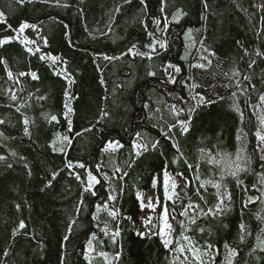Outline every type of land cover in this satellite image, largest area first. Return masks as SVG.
<instances>
[{"label":"trees","instance_id":"16d2710c","mask_svg":"<svg viewBox=\"0 0 264 264\" xmlns=\"http://www.w3.org/2000/svg\"><path fill=\"white\" fill-rule=\"evenodd\" d=\"M204 2L165 0L161 12L162 0H145L146 10L140 0H59L60 6L56 0H0V11L7 17V24L0 23V40L12 38L0 46V61H6L0 63V119L5 121L0 124V156L6 157L0 161V264H89L86 255L92 257L91 264H105L97 255L101 251L109 253V259L120 253L114 264H173L174 258L176 264H187L179 252L166 249L155 232L141 235L139 196L155 190L157 210L168 205L170 222L179 233L177 221L185 220L187 225V219L179 215L180 207L192 202L206 210L217 203L216 189L207 185L205 192L200 188L206 180L220 182L221 195H231V201L225 199L230 211L198 219L186 235L219 248L215 264H221L227 254L225 242L240 252L235 264H264V251L252 250L255 236L264 227L256 219L258 215L264 217V185L260 183L264 160L255 135L261 127L252 108L264 96V7L260 0H207V8ZM178 8L187 15L177 24L172 16ZM165 17L167 28L161 31L164 23L157 27L153 18L164 21ZM24 22L36 26L25 29L22 35L35 41L30 45L34 52L39 47L40 52L29 53L15 39ZM189 29L193 30L192 39H186ZM152 32L156 40L167 41V50L157 45L151 59L123 55L133 45L139 52H151L146 45L153 43ZM44 38L47 45L41 41ZM201 47L215 55L209 66L196 70L195 56ZM257 51L262 55H256ZM41 54L66 61L70 79L75 82L69 85L64 79L60 61L52 65L48 59H39ZM105 55L121 58L104 60ZM252 61L255 63L249 67ZM169 64L180 71L167 68ZM8 71L36 72L39 79L32 80L29 75L14 83L8 79ZM175 72V84L165 80ZM245 76L250 79L245 80ZM66 89L76 97L71 101L72 132H67L63 116ZM13 93L16 101L11 99ZM197 94L211 103L195 107L189 115L188 109L198 103L192 99ZM41 96L47 98L37 99ZM173 105L184 111L176 115L171 110ZM150 107H155L157 114H152ZM102 111L109 115L102 119ZM50 115H56L59 123L46 119ZM24 116L32 121L28 126L30 138L24 133ZM181 120L191 121L187 134H182ZM173 124L176 127L170 129ZM56 133L73 137L65 154L52 150ZM108 141H119L123 147L104 152ZM156 141L159 144L152 148ZM134 143L147 144L148 150L141 149L137 156ZM173 145H178L179 152ZM200 149L233 158L244 149L242 166L248 171L221 180L219 168L202 158ZM68 161L93 168L101 180L95 186L97 195L84 192L75 173L86 180L85 170L67 168ZM101 164L95 172V166ZM115 167L128 175L123 180L115 178ZM165 170L171 175L183 172L191 181L187 189L184 181L179 183L178 204L164 196ZM54 172L59 173L55 179ZM112 194L117 197L115 201L108 199ZM249 196L254 199L249 200ZM109 201V210L119 213L115 219L103 209L96 212L97 204ZM21 221L26 225L23 229L19 228ZM241 223L252 232L243 244L239 239ZM198 227L205 232L199 233ZM104 228L118 230L120 235L113 242V233L101 231ZM92 233L99 239L92 241L95 252L89 253L87 241Z\"/></svg>","mask_w":264,"mask_h":264},{"label":"snow or ice","instance_id":"6c2138e0","mask_svg":"<svg viewBox=\"0 0 264 264\" xmlns=\"http://www.w3.org/2000/svg\"><path fill=\"white\" fill-rule=\"evenodd\" d=\"M17 2L22 3L23 0H17ZM45 3L49 2V0H44ZM131 0H125V3H130ZM141 4L144 6L145 10L147 8V5L145 3V0H140ZM57 6L59 5V0H56ZM64 7H67L68 5H63ZM204 7L207 8L208 4H207V0H205L204 2ZM165 8V0H162L161 3V8L160 11L163 12ZM116 11H119V8L116 9ZM187 13L183 11V9L178 8L176 10V12L173 14L172 16V21H174L175 23H179L180 20L186 16ZM153 22L157 25V27H159V25L161 23H164L165 28L161 29V31H165L167 28V17H165L164 21H161L159 19L153 18ZM0 23H4L7 24V17L6 14L3 11H0ZM8 27L10 28L11 25H8ZM146 27V24H145ZM28 28H32L35 29L36 26L35 25H31L27 22L22 23L19 26V29L17 30L18 34L15 37V39L19 40L21 44H23L26 47V50L29 53L35 54V52H40V48L37 47L35 49V52L33 50V48L28 47V45L30 44H34L35 41L28 39L27 37H24L23 39L21 38L22 33H24L25 29ZM192 29H189L187 34H186V39H192ZM150 36L153 37V43H150L148 45H146L147 48L151 49V52H139L138 50H136V45H133L131 48L128 49V51L126 53H124L123 55H139L141 57H147L148 59L152 58L151 53L156 51V46L159 45V47L161 49H165L167 50V41H160V40H156L155 39V32L149 33ZM12 38H6L3 40H0V46H3L4 44L10 43ZM44 44L47 45V40L46 38H44ZM205 51H208L207 49H205ZM210 55H215L214 52L210 53ZM256 55H262L259 51L256 52ZM121 57H108V56H104L103 59L104 60H116V59H120ZM39 59L41 60H45L48 59L51 61L52 65H56L58 61H60V57L55 56V55H51V54H41L39 56ZM201 59L207 60L206 56H201ZM0 63H5L6 61H0ZM61 65L63 66V73H65L66 75H64V79L67 80L69 82V85H71L72 83H74V79H70L71 77V73H68L67 71V66H66V61H60ZM208 63L211 64V60H208ZM255 61H252L249 64V67H252V64H254ZM200 68H204L205 65L204 64H199L197 65ZM167 68H173L176 72H179L180 69L178 67H176L175 65L169 64L167 66ZM167 68L165 69V71H167ZM62 73L57 72L56 75H61ZM239 73H234V75H238ZM31 77L32 80H38L39 76L37 75L36 72H31V73H19V75L17 76L16 80L14 81V83H20V78L24 77V76H29ZM150 76H155L156 73L155 72H149ZM7 76L9 80L13 79V74L11 71L7 72ZM245 80H249L250 78L248 76L244 77ZM170 83L175 84L176 80L175 78H171ZM101 83H104L103 80H101ZM237 86L239 87V84H237ZM193 87H198V85H193ZM252 87L254 88L255 86L252 85ZM9 91H11V89H9ZM243 91V90H242ZM235 93H233V97H235ZM47 97L41 96V97H37V99L39 100H44ZM11 99L13 101L17 100V96L13 93L11 96ZM76 99V97H73L70 92L66 89L65 91V103H64V108H65V112L63 114L64 119L67 122V132H72V119H71V115L74 114V108L71 106V101ZM107 99V98H106ZM193 100H198V103L196 105H194L193 107H190L188 109L189 115L192 114V112L195 110V107H198L199 105L205 104V103H211V101H206L204 97L199 96V94H197L196 96L192 97ZM222 99V97H221ZM262 102H264V96H261L259 98ZM145 108L148 107L147 104L144 105ZM234 108L235 110L241 115V117H243V113L241 112L238 104H234ZM172 112H174L176 115H179V112L184 111V109H179L177 110L176 106L173 105L171 108ZM17 112L20 111V107H17L16 109ZM23 115V114H22ZM109 115V113L107 111H102L101 112V118L103 119L104 117H107ZM46 119H49L50 122H56L57 124L59 123V118L56 115H50L49 117H46ZM260 124L264 125V116H260L258 117ZM5 121L0 119V124H4ZM32 123V121L29 120V118L27 116L23 117V124H24V133L26 136H29V138L31 137V133L29 131V124ZM191 121L190 120H181L179 121V125L182 131V134H187L188 131L190 130L189 126H190ZM176 127L175 124L170 125V129ZM85 131H91V129H85ZM76 135H81V133H76ZM165 136H167V133H164ZM255 135L257 136V138L261 141L264 142V128L262 129H258L255 133ZM0 136H3V133L0 132ZM56 139H54L52 141V150L53 152H59L61 154H65L67 148H70L72 143H73V137L69 136V135H62L60 133H56L55 134ZM136 136L139 137L140 134L136 133ZM171 139V137H169ZM237 139H239V137H237ZM59 142L60 146L57 147V143ZM159 144V141H156L152 144V148H155L157 145ZM174 147L177 148V151L179 152V147L178 145H173ZM123 144H121L119 141H108L106 147L103 149L104 152H115L117 151L119 148H122ZM134 149H136V155L139 156L142 154V152L140 151L141 149L143 151H147L148 150V145L147 144H138V143H134L133 144ZM244 149H239L236 154L235 157L233 158L231 156V154H227V153H219L217 152L216 155H212L209 151L205 150V149H200L201 152V156L202 158H206L207 162L209 164H213L216 167L219 168L220 170V179L223 180L225 178L226 175H230L232 177H238L239 174L241 172H247L248 169L246 167L242 166V163L244 161V156L242 155ZM261 152H264V147L260 148ZM13 156L16 155V153H12ZM181 155H183L181 153ZM6 157L4 156H0V161L5 160ZM261 159L264 160V155L261 156ZM185 163H187V161H185ZM103 165H97L95 166V172H99L100 168ZM8 167H11V165H8ZM66 167L67 168H81L85 170V174H86V180L82 179L80 174L77 172L75 173V178L81 182L82 185H84V192H89L91 195L95 196L97 195V192L95 191V186L101 183V180L98 178V176L96 174H94L93 168H89L88 166H86L84 163H73L72 161H68L66 163ZM189 168H192L191 164H188ZM199 166L197 165V168ZM115 178H118L120 180H123L125 176L128 175L127 172H124L121 168L119 167H115L113 169ZM119 174V175H116ZM59 175L58 172H54L52 174L53 179H55V177ZM104 178L105 179H109L107 173H104ZM177 175L184 181V188L187 189V187L191 184V181L184 176L183 172H179L177 173ZM197 180H199V176L196 177ZM242 182V181H241ZM260 183L261 185H264V175L261 176L260 179ZM51 182H49L50 186ZM207 185H210L212 188L216 189V197H217V203L215 204L214 207H209L206 210L204 208H201V206L199 204H194L192 202H189L186 206H184L182 208V210L180 211L179 215L182 217H185L187 219V225L185 224V220H179L177 221V224L180 228V232L176 233V229L173 227V224L170 222V213H169V209H168V205H163L162 206V212L160 214V219L162 221V226L160 227V230L156 233H154L155 235H158L161 237L162 240V244L166 249H169L172 252H179L181 255L184 256V260L187 262V264H193V261L195 262V264H215V259L216 256L220 254V249L215 247L213 244L211 243H207L205 242L204 244H200L198 241H194L192 239L191 236L186 235L187 232L192 231V227L193 225L197 224V220L198 219H205L208 217H212L215 218L217 216H223L226 212L230 211V208L228 207V205L225 204V199H227L228 201H231V195L228 193H225L224 195H221L220 189L222 187L220 182L214 181V180H206V181H202L200 183V188H203L205 192H207ZM179 187V183L171 176L170 173H168L166 170L164 171V177H163V190H164V196L171 201L173 204L176 203V200L173 199V197H177V199L179 198V193L176 192V189ZM171 188V192L169 191V189ZM197 195H200L199 189H197ZM109 200L111 201H115L117 199L116 195L112 194L108 197ZM142 199V198H141ZM200 199L204 200V196L200 195ZM205 203H207V201H204ZM81 203H83V201L81 200ZM183 203V201H181V204ZM145 207L152 209L153 211L155 210V208L157 207V205L153 204L151 202V200H149L148 204L145 205ZM17 208H19V205H17ZM104 210L108 213L109 216H111L112 218H116L118 216V211L112 209L109 210V205L107 203H102V204H97L96 205V212L100 213L101 210ZM173 212H175V208H173L172 210ZM95 219H98L97 217H94ZM172 220H175V216L171 217ZM257 220L261 221V223H264V217L261 216H257L256 217ZM72 224H75V220L71 221ZM148 223L151 224V219L149 218ZM26 225L23 221L20 222L19 224V228L23 229L25 228ZM97 227H99V225H97ZM239 229H240V243L243 244L246 242V235L247 236H252V232L248 230V228H246L245 224L241 223L239 225ZM71 229H69L70 231ZM199 233L203 234L205 232V229L203 227H198L196 229ZM101 231L107 233V228L101 229ZM176 233V235L174 236L173 234ZM120 235V232L117 230L116 232H114L112 234V240L113 242L115 241L116 237H118ZM141 235H143V233H141ZM65 239L67 240L68 237L66 236ZM99 238L96 236L95 233H92V239H89L87 241V248H88V252L89 253H93L95 252V247L93 245V240H98ZM181 240L184 241L185 243H181ZM100 243L102 244L103 241H100ZM173 245H175V247H173ZM225 252L227 253L223 260L221 261V264H235L236 262V258L240 255V252L232 247L231 245H229L227 242L224 243L223 245ZM256 249H259L260 251H264V227H261L259 229V234H257L255 236V244L252 246V250L255 251ZM5 255H7V253H5ZM97 255L101 258H103V260L105 261V264H114V261L119 260L120 258V253H116L114 257H112L111 259H109V253L101 251L99 253H97ZM189 256L191 257V260H189ZM85 259L89 261V264H91L92 261V257L90 255H86ZM177 262V258H174L173 260V264H176Z\"/></svg>","mask_w":264,"mask_h":264},{"label":"rangeland","instance_id":"374dc122","mask_svg":"<svg viewBox=\"0 0 264 264\" xmlns=\"http://www.w3.org/2000/svg\"><path fill=\"white\" fill-rule=\"evenodd\" d=\"M261 2V6L264 7V0H260ZM18 34V33H17ZM21 35V38L23 39L24 36L22 34ZM42 43H44V40H41ZM28 47H32V45H28ZM211 52L209 51H205V48L201 47L198 52L196 53V58H195V69H199L200 67H198L197 65L199 64H204L205 67L206 66H209L210 64L208 63V60H211V63L213 62V55H210ZM201 56H206L207 57V60H204V59H201ZM13 74V79L16 80L17 76L19 75L18 73H14L12 72ZM175 75H176V72L174 73V75L166 78L165 80L166 81H170L171 78H175ZM150 106V105H149ZM252 108H253V111L257 117V120H258V123L262 128H264V125H261L260 124V121L258 119V117L260 116H264V102H262L260 100V102L258 103H255L252 105ZM150 111L152 114H157L156 113V108L154 107H150ZM257 146H258V149L260 150L261 147H264V142H261L259 139H258V143H257ZM261 155H264V152H261ZM178 183H180L181 181H183L178 175H171ZM169 191L171 192V188L169 189ZM142 199H141V223L143 224V229L141 230L140 233H143V234H153L154 232H158L160 230V227L162 226V221L160 219V214L162 212V209L160 211L157 210V207L155 208V210L153 211L152 209L150 208H147L145 207V205L148 204L149 200H151V202L155 205H158L159 204V199H158V196L156 195V191L155 190H152V191H148V192H144L142 194H140V196ZM174 200H176V203L175 204H178L179 203V198L177 199V197H173ZM108 205L111 206V202L109 201L108 202ZM183 207H180V209L182 210ZM149 218L151 219V224L148 223V220ZM107 232L108 233H114L113 231H111L110 229H107ZM195 264V262H194Z\"/></svg>","mask_w":264,"mask_h":264},{"label":"water","instance_id":"95a60500","mask_svg":"<svg viewBox=\"0 0 264 264\" xmlns=\"http://www.w3.org/2000/svg\"><path fill=\"white\" fill-rule=\"evenodd\" d=\"M250 199H252L253 197L252 196H249Z\"/></svg>","mask_w":264,"mask_h":264}]
</instances>
